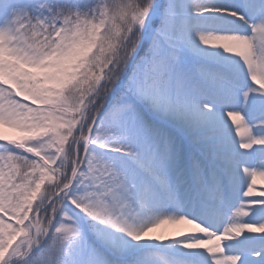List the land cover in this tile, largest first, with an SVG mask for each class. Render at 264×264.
I'll return each instance as SVG.
<instances>
[{
    "label": "snow or ice",
    "instance_id": "obj_1",
    "mask_svg": "<svg viewBox=\"0 0 264 264\" xmlns=\"http://www.w3.org/2000/svg\"><path fill=\"white\" fill-rule=\"evenodd\" d=\"M258 178L264 0H0V264H264Z\"/></svg>",
    "mask_w": 264,
    "mask_h": 264
},
{
    "label": "rangeland",
    "instance_id": "obj_2",
    "mask_svg": "<svg viewBox=\"0 0 264 264\" xmlns=\"http://www.w3.org/2000/svg\"><path fill=\"white\" fill-rule=\"evenodd\" d=\"M257 184L258 185H264V180L258 178L257 179ZM186 227H189L188 225H175V226H172V225H169V226H165L164 229H162L163 231L166 232V234H173L175 231H177L178 229L180 228H186Z\"/></svg>",
    "mask_w": 264,
    "mask_h": 264
}]
</instances>
